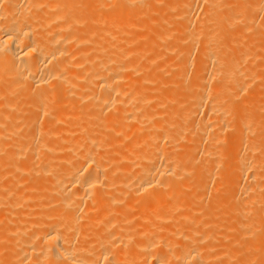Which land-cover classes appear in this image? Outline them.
Returning <instances> with one entry per match:
<instances>
[{"label": "bare ground", "instance_id": "obj_1", "mask_svg": "<svg viewBox=\"0 0 264 264\" xmlns=\"http://www.w3.org/2000/svg\"><path fill=\"white\" fill-rule=\"evenodd\" d=\"M178 1L167 4L165 26L134 49L124 41L134 46L145 37L130 38L142 22L131 16L146 0H0V242L12 236L20 249L10 251L8 264H235L249 236L261 248L246 254L258 253L251 262L240 257L242 264L264 263V98L252 85L264 81V22L256 21L264 18V0H201L200 29H190L193 45L187 30L186 48L174 20L187 28L198 0ZM245 33L259 38L260 51L253 50L258 39L252 46L244 35L249 43H237ZM170 42L180 51L175 57ZM166 46L174 57L169 73L187 67L185 75L198 64L191 84L179 86L177 76L163 91L167 81L159 76L162 91L146 89L145 81L130 86L131 71L145 72L143 61L167 62ZM22 98L34 113L29 118L22 105L23 122L13 112ZM23 126L31 132L23 135ZM134 136L141 138L121 141ZM13 183L28 191L18 193ZM250 227L255 237L252 228L249 236L242 230ZM221 231L232 239L218 238Z\"/></svg>", "mask_w": 264, "mask_h": 264}, {"label": "rangeland", "instance_id": "obj_2", "mask_svg": "<svg viewBox=\"0 0 264 264\" xmlns=\"http://www.w3.org/2000/svg\"><path fill=\"white\" fill-rule=\"evenodd\" d=\"M99 1H100V0H95V1L92 0L93 4H94V3L96 4V3H98ZM153 1H154V3H153ZM153 1H152V0H150V1H149V0H146V2H147V3H146L147 6L145 5V6H146V7H144L145 9H139V8L137 9V7H135V8H136V9H135V10H136V11H135V14H134L133 16H131V17H133V18L136 17L135 15L138 16V17H136L137 19L134 18V20L136 19V22H137V21L139 20V18H140L139 21H142V22H140L141 24H140L139 26H141V27H142V25L144 24V21H145V24H144L143 27L141 28L142 30H140V27H139V26H137V25H133L134 22H133V23H132V21L130 22V23L133 25V28L139 29V30L142 31V32H140L139 30L136 31V29H132L133 31H135V32H132V33L135 35V37L132 36V35H131V37H130V35H129L128 37H130L131 39H132V38H136V37H139L140 33H141L142 36H145V37H141L140 39H138V41H137V42H139L138 45L135 44V43H133V44H135V45H137V46L142 45V44H143V45L146 44V43L144 42V39H145V41H146L147 38L150 39V37H151V38L154 37V28L156 29L157 27H160V26L162 27V25L165 26L166 23H163V22H164L163 19H165L166 17L169 19V18L171 17V16H170L171 13H168V12H171V11L169 10V8H168V7H169L168 5H170V3L173 2L174 0H171V1H169V0H164L163 3H162V1L160 2L161 4H160L159 2H156L157 0H153ZM181 1H184V0H180V1H178V2H181ZM187 1H188V0H187ZM198 1L201 2V0H198ZM198 1H197V2H198ZM197 2H196V4H195V6H198V7H197V8L195 7V10L197 9L196 11H197L198 13H197L196 15H194V17H193V19H192L193 21H194V20H195V21L197 20V21H196V24H195V27H194V26H191V27H190V25H189V24H191V25L194 24L195 21H194V23H192V22H193L192 20H191L192 22H187V23H188V24L186 23L187 28H188V25H189V27H190V28L187 29V28H185L186 26H184V25H185V22H183L180 18L178 19V17H176V20H174V21L177 23V25H178V27H177V26H175V27L179 28V32L177 31L178 34H177L176 39H177V41L180 40V42H183V43H180V42H179V46L183 45L185 42L188 41V39H189V36H188V35H189V33H192V31H190L191 28L194 30V32H197V31L200 29V27H199L200 25L198 26L199 29L197 28V24H199V21H200L199 18H201V17L198 18L199 10H200V9H198V8H199L200 6L203 7V4H202V2H201L202 5H201L199 2H198V4H197ZM164 4H165V5H164ZM167 4H168V5H167ZM199 4H200V5H199ZM148 5H149V6H148ZM155 5H156V7H155ZM159 5H161V6H159ZM238 5H239V4H238ZM158 6H159V7H158ZM236 6H237L236 4H235V6L233 5V8H235ZM147 7H148V8L150 7V8H149L148 13H145V12H147ZM183 7H184V6H183ZM238 7H239V6H238ZM238 7H236V8H238ZM203 8H204V7H203ZM203 8H201V9H203ZM103 9H104V10L102 11V13H106V12H107V9H109V8H104V7H103ZM105 9H106V10H105ZM101 10H102V8L100 9V12H101ZM138 10L140 11V13H138ZM105 11H106V12H105ZM178 11H180V7L178 8ZM196 11H195V12H196ZM200 11H201L200 13L203 12L202 10H200ZM167 13H168L169 16L166 15ZM99 14H101V13H99ZM144 14H145V15H144ZM194 14H195V13H194ZM202 14H203V13H202ZM202 14H200V15H202ZM163 15H164V16H163ZM165 15H166V16H165ZM200 15H199V16H200ZM100 16H102V15H100ZM196 16H197V17H196ZM260 16L263 18V15H262V14H260ZM260 16L256 18V21L259 19V20H262L261 22L259 21V23H262V22H264V21H263L264 18L262 19ZM131 17H130V20H133ZM141 17H142V18H141ZM163 17H164V18H163ZM167 18L165 19L166 22H167ZM194 18H195V19H194ZM260 18H261V19H260ZM144 19H145V20H144ZM217 19H218V18H217ZM153 20H154V21H153ZM155 20H156V21H155ZM157 20H158V21H157ZM160 20H161V21H160ZM178 20H179V22H178ZM139 21L137 22L138 24H139ZM162 21H163V22H162ZM153 22L155 23V25H154ZM158 22H159V23H158ZM160 22H162L163 24H161ZM137 23H135V24H137ZM150 23L153 24L155 27L152 26ZM176 23H175V25H176ZM178 23H179V24H178ZM147 24H149V25H147ZM160 24H161V25H160ZM201 24H202V23H201ZM145 25H146V26H145ZM159 25H160V26H159ZM180 25L183 27L182 29L180 28V27H181ZM135 26H136V27H135ZM147 26H148V28H146ZM149 27H150V28H149ZM193 27H194V28H193ZM201 27H202V25H201ZM152 29H153V30H152ZM192 29H191V30H192ZM196 29H197V30H196ZM143 30H145L146 33H145ZM149 30H150V31H149ZM185 30H186V31H185ZM187 30H189V33H187V32H188ZM195 30H196V31H195ZM194 32L190 35V37H191L192 39L190 38L191 40H189V41L192 42V45L194 44V43H193V38H195ZM136 33H137V34H136ZM179 33H181V34H179ZM184 33H185L186 35H183ZM130 34H131V33H130ZM248 34H250V33L248 32ZM248 34H247V35H246V33H245V34H242V35L240 34V36H242L241 39L239 38L241 41H240V40H237V38H235L236 41H237V43L239 42V44H240V43H242V42H243V43L246 42V41L248 42V38H249V42H251L249 45H252V46H253V42H257V41H258L257 44L254 43L255 46H253V48H255V49H253V50H257V49L259 50V46H257V45H260L259 38H258V37L254 38V41L252 42V40L250 39L251 37H249L250 35H248ZM127 35H128V34H127ZM148 35H149V36H148ZM244 35H246V37H248V38L246 39V41L243 40V39L246 38ZM251 35H255V33H253V34H251ZM124 36H126V35H124ZM240 36H238V37H240ZM243 36H244L245 38H244ZM260 36L262 37V35H260ZM126 37H127V36H126ZM126 37H125V38H126ZM178 37H179V38H178ZM235 37H236V35H235ZM130 38H129V39H130ZM126 39H127V38H126ZM126 39H125V41H126ZM185 39H186L187 41H186ZM252 39H253V37H252ZM257 39H258V40H257ZM174 40H175V39H174ZM174 40H173V41H174ZM184 40H185V42H184ZM250 40H251V41H250ZM256 40H257V41H256ZM125 41H124V44H125L124 46L127 45L128 47L130 46V47H133L134 49H136V48H137V49H143V48H142L143 45H142V46H139V48H138V47H136L135 45H134V46H135V47H134L133 45L131 46V45L127 44V41H126V43H125ZM167 41H168V40H167ZM169 41H172V40H169ZM194 41H195V39H194ZM122 42H123V41H122ZM137 42H136V43H137ZM140 42H141V43H140ZM146 42H147V41H146ZM191 42H190V44H191ZM247 42H246V43H247ZM249 42H248V43H249ZM166 43H169V42H166ZM170 43H171V45L169 44L170 46H168V44H166V45L168 46V50H169V48H170V51H169V52L173 54V53H174V50H175L176 48H175L174 50L171 51L172 44H174V42H173V43L170 42ZM177 43H178V42H177ZM121 44H122V43H121ZM175 44H176V40H175ZM180 44H181V45H180ZM185 44H186V43H185ZM185 44H184V45H185ZM188 44H189V43H188ZM244 44H245V43H244ZM184 45L181 46V47H183V48L189 47V45H187V44H186V45H187L186 47H184ZM124 46L122 45L121 48L124 47ZM167 46L164 48V52H166L165 49L167 48ZM175 46H177V45H173V47H175ZM260 46H261V45H260ZM128 47H127V48H128ZM181 47H180V48H181ZM127 48H124V50H123V51L125 52L124 54L129 53V52H126ZM147 48H151V46H150V47L147 46ZM251 48H252V47H251ZM125 49H126V50H125ZM130 49H131V48H129L128 50H130ZM172 49H173V48H172ZM194 49H195V48H194ZM261 49H262V46H261ZM128 50H127V51H128ZM132 50H133V49H131V51H132ZM177 50H178V48H177ZM177 50H176V51H177ZM251 50H252V49H251ZM263 50H264V49H263ZM263 50H261V52H264ZM176 51H175L174 54H176ZM178 51H179V50H178ZM259 51H260V50H259ZM169 52H168V53H169ZM179 52H180V51H179ZM179 52H177L176 55H178ZM258 53H259V52H258ZM165 54L169 57V58H168V57L166 56V58H168L169 61H168L167 59L164 58L165 60H167V62H165L166 64L163 63V62H164V59H163V60H161V62H162L163 64H160V63H159L160 61H159V62H156V63H158V64H160V65H157L156 63H151V62H148V61H147L148 63H151V64H152V65H148V66H147L146 64H148V63H147V62H144V61L142 60V61L144 62V64H143V62H142V65H144V66H141V69L143 68L145 72H142V70L138 69V68L140 67L138 63L141 61V58L139 57V55H135V54H134V56H136V58H137V57L139 58V59L137 58V59L139 60V62H138L136 59H134V60H136L137 63H136V62L134 63V61H133V59H132L133 57H132L131 55H129L130 58L132 57L131 60H129V61H130V62L133 61V63H134V68L131 67L129 70H130V71H131L132 69L135 70V69H136V66L138 65L139 67H138L137 69L142 73V74H138V71L135 70L136 73L133 75L134 71H131L132 73L130 72V74H131L132 76H129V74L125 71L126 74H128V76H129V78H130V80H131V81H130V86H136V87H137V86L139 85V87H141V84L144 86V84H143L144 82H143V81H145V84H146V85H145V88H146L148 85H150V87L148 86V89H155V90H156L157 87H158V85H159V87H158V90H159V88L162 87V86L160 87V85L164 84V83H161L162 81H164V80L167 81L166 85H163V87H164V86H165V87L171 86V83H172V86H173L172 79H173L174 77H177V76H178V77H181L180 79H183L182 81L179 80V86L182 87V84L184 83V80L186 81V80H190V79H191V78H190V79L188 78V76H190V73H192L193 71H195V73H194V72H193V73L196 74V72H197V71H196V68H197V66H198V64H196V63L193 64V67L196 66L195 69H193L192 64H191V66L188 67V68L191 67L190 69L193 70V71H191V70L189 71V69H188V72L186 71L188 74L186 73V74L184 75L185 70H186L187 67H183V68H171L172 70H171L170 73H169V72H168V69L170 70V67H166V66H167L168 63L172 60V58H174L175 56H174V54H173V56H174V57H173V56L170 54V56L172 57V58H171V57L167 54V52H166ZM263 55H264V54H263ZM127 59H128V58H127ZM251 59L253 60V58H251ZM262 59H264V58H261L259 61H260V62H263ZM261 60H262V61H261ZM131 63H132V62H131ZM247 63H248V64H247ZM249 63H250L249 61H246V64H247V65H249ZM140 64H141V62H140ZM155 64H156L157 66H155ZM164 64H165V65H164ZM195 64H196V65H195ZM152 66L154 67L153 69H155V72L150 70V69H152V68H151ZM144 67H145V68H144ZM147 67H148V70H145V69H147ZM159 68H161V69H159ZM263 68H264V67H263ZM179 69H180V70H179ZM160 70H161V71H160ZM173 70L176 71V72H173V73H176V74L173 75V77H172V76L169 77L170 75H169V76L166 75L167 72H168V74H171ZM181 70H182V71H181ZM127 71H128V70H127ZM148 71H149V73H148ZM158 71H160V73H162V71H163V74L165 75V77L167 76L166 78L169 79V80H171V81L165 79V77H161L162 74H160ZM128 72H129V71H128ZM140 72H139V73H140ZM263 72H264V71H263ZM147 73H148V74H147ZM155 73H156L157 75H155ZM179 73H180V74H179ZM193 73H192V74H193ZM136 74H137L138 76H140V75H141V76H140L139 78H134V77L137 76ZM151 74H152V75H151ZM153 74H154V76H153ZM158 74H159V75H158ZM149 75H150V76H149ZM164 75H163V76H164ZM151 76H153V79H155L154 77L156 76V77H157V78L155 79L156 81L153 80V79L151 78ZM159 76H160V78H164V80L159 79ZM193 76H195V75H193ZM131 77H132L134 80H132ZM148 77L150 78V81H147V80L149 79ZM147 78H148V79H147ZM186 78H188V79H186ZM193 78H194V77H193ZM193 78H192V79H193ZM135 79H136V80H135ZM143 79H144V80H143ZM151 79L153 80L152 83H151ZM158 79L161 80L160 83L158 82V81H159ZM192 79H191L189 82H191ZM257 79H258V78H257ZM257 79H255L256 81H255V80L253 81V82H254V83L252 84V85H253V88H255V86L258 85V87L256 86V88H257L259 91H258L256 88H255L254 90H256V94H257L258 96L260 95L259 97L264 98V96H263L264 92H262V90H264V81H261V79H259L260 81H259V80L257 81ZM262 79L264 80V77H263ZM137 80H138V82H137ZM157 80H158V81H157ZM140 81H141V82H140ZM142 82H143V83H142ZM147 82H148V83H147ZM168 82H169L170 84H168ZM186 82H187V86H189V85L191 84V83L189 84L188 81H186ZM256 82H257V83H256ZM258 82H259V83H258ZM135 83H136V84H135ZM156 83H159V84L154 85V84H156ZM181 83H182V84H181ZM132 84H135V85H132ZM147 84H148V85H147ZM152 84H153V85H152ZM167 84H168V85H167ZM254 84H255V85H254ZM183 85H184L183 87H187L185 84H183ZM172 86H171L170 88H169V87H168V88L171 89V88H173ZM259 86H260V87H259ZM262 86H263V87H262ZM139 87H138V88H139ZM153 87H154V88H153ZM165 87L163 88V91H165V89H166ZM126 88H127V86H126ZM142 88H143V87H142ZM168 88H167V89H168ZM253 88H252V89H253ZM146 89H147V88H146ZM167 89H166V90H167ZM169 89H168V90H169ZM261 89H262V90H261ZM160 90L162 91V88H161ZM257 91H258V92H257ZM260 92H262V93H260ZM258 93H259V94H258ZM10 97H12V96H10ZM17 97H18V96H17ZM19 97H23V96L19 95ZM19 97H18V98H19ZM13 98H14V99H13V103H14V105L16 104L14 101H16V102L19 101V102H20V100H18V99L15 100V96H14ZM76 98H77V96L74 95V100H76ZM8 100H9V99H8ZM10 100H11V98H10ZM10 100H9V102H10ZM24 100H25V99H24ZM24 100H23V98H22V100H21L22 102L20 103V105L18 104V106H17V107H18L17 110H16L15 107H14V108H13V112H14V111L17 112L18 110H19V111L21 110V109H19V108H22L21 106L23 105ZM243 101H244V100H243ZM11 102H12V101H11ZM11 102H10L9 104H12ZM7 103H8V102H7ZM17 103H18V102H17ZM263 103H264V99H263ZM263 103H262V104H263ZM239 104L244 105L245 102H244L243 104H242V102H240ZM16 105H17V104H16ZM25 105H26V104H25ZM25 105H23V106L25 107ZM26 106H27V105H26ZM262 106L264 107V104H263ZM5 108H6V107H5ZM26 108H29V107H28V106L25 107V114H28V115H27L28 117H29V115L31 114V115H30V117H31L34 113L30 110V108H29L28 110H26ZM9 110H10V109H9ZM5 111L8 113L7 108H6ZM26 111H27V113H26ZM29 111H30V113H29ZM68 111H69V110H68ZM34 112H36V111L34 110ZM70 112H71V111H70ZM11 113H12V112L10 111L8 114L10 115ZM19 113H20V114L23 113V116L20 115ZM19 113H18V114H19V117L21 116L22 119H23L24 116H25V119H23V120H22V119H19V117L17 116L18 119H19V121H21V122H23L24 120L26 121L27 116L24 114V109H23L22 113H21V111H20ZM32 113H33V114H32ZM68 113H69V112H66V114H68ZM12 114H13V113H12ZM12 114H11L10 116L14 117L15 115H12ZM16 114H17V113H16ZM18 114H17V115H18ZM68 115H69V114H68ZM15 117H16V116H15ZM21 117H20V118H21ZM30 117H29V118H30ZM165 117H167V116H165ZM29 118H28V119H29ZM28 119H27V120H28ZM21 122H20V123H21ZM132 124H133V123H132ZM24 127H25V130L22 131V128L24 129ZM131 127H134V126H131V125H130V128H129V126H128V127L126 126L125 129H127V130L130 129L129 131H131V130H133V128H131ZM20 128H21V127H20ZM22 128H21L20 130H21V132H23V135H24V134L27 135L28 133L31 132L30 130H27V129H29L27 126H23ZM61 129H62V128H60L59 131H61V133H62L63 131H62ZM63 129H64V128H63ZM20 130H19V131H20ZM26 130H27V131H26ZM25 131L28 132V133H25ZM29 131H30V132H29ZM21 132H20V135H19V136L22 135ZM18 133H19V132H18ZM23 135H22V136H23ZM140 136H142V134H141ZM140 136H137V138H136V136H134V138L131 137V138H128V139H126V138H125V139H121V141L124 142V141H128V140H129V142H128L129 144H131V143H135V142L137 141L136 139L139 140L138 137H140ZM121 137H122V135H121ZM17 138H18V137H17ZM122 138H123V137H122ZM132 138L134 139V141H132V140H133ZM140 138H141V137H140ZM3 139H4V138H3ZM112 141H113V140H112ZM131 141H132V142H131ZM110 142H111V141H110ZM124 143L126 144L127 142H124ZM128 143H127V145H129ZM176 150H177V148H176ZM118 152H120L119 155H117ZM118 152H117V154L114 153V154L117 155V157H113L114 159H115V158L118 159V158L120 157V155L123 154L124 151H118ZM121 152H122V153H121ZM114 154H113V156H116V155H114ZM21 158H22V157H21ZM21 158H20V160H21ZM17 160L19 161V159H17ZM19 162H20V161H19ZM218 177H219V176H218ZM218 177H216L215 180H216ZM218 179H219V178H218ZM125 181H126V180H125ZM127 181H128V180H127ZM213 182L215 183L216 181L213 180ZM14 184H15V183H13V184H11V185H14ZM211 184H212V183H211ZM211 184H210V187L208 186L207 189L210 190V188H211ZM216 184H217V183H216ZM15 185H16V187H15ZM15 185L12 186L11 188H13V189H15V190L17 191V189L19 188V185H18V187H17V183H16ZM212 185H213V184H212ZM20 186H21V185H20ZM23 186H24V185H23ZM21 187H22V186H21ZM21 187H20L19 189H21ZM24 187H26V186H24ZM212 188H213V187H212ZM212 188H211V190H212ZM215 188H216V185H214V188H213L212 192H211V191L209 192L210 195L214 192ZM23 189L26 190L25 192L28 191V190H27V187H26V188H23ZM24 190L21 189V190L18 191V193H19L20 191H24ZM45 190H46V189H45ZM48 190H49V189H48ZM48 190H47V192H48ZM25 192H20V194H22V193L24 194ZM43 192H45V191H43ZM47 192H46V193H47ZM263 197H264V196H263ZM224 199H225V198H224ZM217 200H218V203L220 202L219 204H222V203H223V199H222V198H221L222 203H221V200H219V199H217ZM125 202H126V201H125ZM125 202H122L121 205L124 204ZM225 202H226V201H225ZM225 202H224V203H225ZM215 203L217 204V201H216V200H215ZM224 203H223V204H224ZM137 207H138L139 209H141V206H140V205L137 206ZM138 208L133 209V210H134L135 212H137V211L139 212L140 210H137ZM136 210H137V211H136ZM261 211H262L263 213L260 212V218L263 219V217H264V208H263ZM135 212H134V213H135ZM213 214H214V216H215V213H213ZM213 214H212V215H213ZM216 214H217V213H216ZM212 215H211V216H212ZM211 216H210V218H211ZM214 216H212V219L209 218V220H212L211 223H214V221H215L214 219H215L216 217L214 218ZM219 217H221V214H219ZM137 219H138V218H137ZM137 219H136V221H137ZM217 219H218V218H217ZM134 220H135V219H134ZM213 220H214V221H213ZM138 221H140V220H138ZM262 221H263V220H262ZM135 223H137V222H135ZM139 223H140V222H139ZM263 223H264V221H263ZM262 225H263V224H262ZM262 225H261V226H262ZM1 226H2V225H1ZM2 227H3V226H2ZM2 227H0V229H1ZM236 227H237V226H236ZM236 227L233 226L232 228H230V229H232V230H231L232 233H234V235L231 234V236H233V237L236 236L237 233L239 232L238 229H237V230L235 229L236 231L233 230V228H236ZM237 228H238V227H237ZM251 228L253 229V227H250V228H248V229H245V228H244V229H242V230H243V232H244L245 230L248 231V230L251 229ZM259 228H260V227H259ZM263 228H264V226H263ZM263 228H261V230H262ZM222 229H223V232H224L225 229H224V228H222ZM222 229H221V230H222ZM230 229H228V230H230ZM252 229L250 230V232H253V233H252V234H253V237H255V234H256L257 231H256L255 228H254L253 230H252ZM257 229H258V228H257ZM228 230H227V228H226V231H228ZM258 230H259V229H258ZM261 230H260V232H261ZM226 231H225V233H223V232L221 231L222 234H219V235H218V238H219V236L221 237L222 235H223L222 237H224L223 239L227 238V237L224 236V234H225V235H228L229 233H231V231H228L229 233H227ZM255 231H256V232H255ZM235 232H237V233H235ZM254 232H255V233H254ZM247 233H248V236L251 235V233L249 234V231L246 232L245 234L247 235ZM257 233H258V232H257ZM262 233H264V229H263V232H262ZM0 234H1V230H0ZM208 234H211V233H208ZM208 234H207V235H208ZM235 234H236V235H235ZM259 234H261V233H259ZM259 234H258V235H259ZM212 235H213V234H212ZM246 235H245V236H246ZM256 235H257V234H256ZM263 235H264V234H263ZM263 235H261V236L259 235V236L262 237ZM209 236H210V238H208L207 240L204 239V240L206 241V242H204V243H207V241H209L210 239H212V237H214V236H211V235H209ZM209 236H207V237H209ZM229 236H230V235H229ZM229 236H228V237H229ZM207 237H206V238H207ZM246 237H247V236H246ZM249 237H250V236H249ZM249 237H247V238L244 240V245H245V242H248L249 240H250V242L252 241V242L250 243V245H246V246H245V247H247V248H246L247 251H248L247 253H249V251H250V252H253V251L256 252V250L258 251V248H259V246H260L261 244H260V243H257V246H258V247H257L256 245H255L256 247H254V246L252 247V244H253V242H254V238H251V237H250V238L252 239V240H251ZM256 237H258V236H256ZM10 238H11V240L8 241L7 239H10ZM10 238L7 237L5 240H3L2 242H0V245H1L0 249H4L3 254L0 256V261H1L0 264H8V262L10 261L9 253H10V251H12V249H14V250L17 249L18 252H19V250H20L19 248H16V247H15V243H14L15 241L13 240V237L11 236ZM223 239H221V240H223ZM231 239H232V238L229 237V238H227V240H225V241H228V240H231ZM247 239H248V240H247ZM246 240H247V241H246ZM138 241H139V240L137 239V242H138ZM208 243H209V242H208ZM248 243H249V242H248ZM258 244H260V245H258ZM9 246H10V247H9ZM248 246H249V247L251 246V247L248 248ZM256 248H257V249H256ZM260 248H261V246H260ZM248 249H249V250H248ZM252 249H253V251H252ZM259 251H260V250H259ZM259 251H258V252H259ZM247 253H246V254H247ZM246 254H245V255L243 254V255H244L243 257H244V259H245V258H246V259L248 258V260H250V262H251L253 259H256V257H258V255H257L258 253H254V254H255V257L252 255V253L249 254V256H252V257H248V256L246 257ZM247 255H248V254H247ZM256 255H257V256H256ZM7 256H8V257H7ZM238 256H240L241 258H243L241 255H238ZM2 257H3V259H2ZM240 257H238V258L236 257V258H235L236 260L239 259L238 261L235 260V261H236L235 264H236V263L239 264V262H240V264H242V261H243L244 259L242 260ZM5 258H6V259H5ZM22 261H23L22 264H25V263H26V264H31V262L28 263V262H29L28 260H26L27 262H25V259H21V258L16 259V260H13V261H12V264H21ZM228 262H230V264H231V261H228ZM228 262H225V264H227ZM233 262H234V260H233ZM233 262H232V264H234ZM255 263L257 264V262H255ZM255 263H254V264H255ZM223 264H224V262H223ZM259 264H260V263H259ZM263 264H264V263H263Z\"/></svg>", "mask_w": 264, "mask_h": 264}]
</instances>
